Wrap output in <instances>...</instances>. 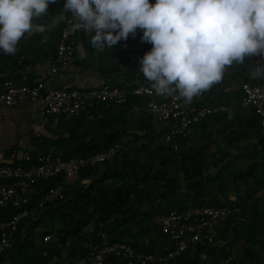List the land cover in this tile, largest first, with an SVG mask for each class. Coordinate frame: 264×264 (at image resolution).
Returning a JSON list of instances; mask_svg holds the SVG:
<instances>
[{
  "label": "trees",
  "instance_id": "16d2710c",
  "mask_svg": "<svg viewBox=\"0 0 264 264\" xmlns=\"http://www.w3.org/2000/svg\"><path fill=\"white\" fill-rule=\"evenodd\" d=\"M65 2L66 0H56V3L49 5V14L35 21L51 26L47 33V44L41 43V37H33L27 39L28 47L25 50L17 48L15 55L9 56L0 50L2 66L15 71L13 65L17 66V61L31 54V50H45V58L55 57L60 32L71 13L65 12L67 16L59 23L54 22V13L62 12ZM150 3L154 4L155 0H150ZM78 33L80 32L72 34L76 37ZM27 36L26 34L24 37ZM250 73L246 72L244 82L264 86V77L254 78ZM10 81L15 82L12 79ZM219 92H209V102L202 104L199 99V104L207 107L221 104L222 98L217 94ZM236 98L241 101V91L237 92ZM140 106H145L144 101L133 96H129L124 105L98 103L79 116L66 119L69 125L63 133L60 135L58 132L55 140L42 145L39 153L58 156L71 162L104 152L115 145H120V150L113 163L85 168L76 181H65V199L40 210L36 209V202L48 188L60 183L62 177L39 183L31 207L28 208L29 215L19 222L12 248L0 255V262L18 247L21 251L25 250L22 243L24 246L35 245L37 240L32 237L37 239V229L44 230L39 241L45 244L43 237L48 235L51 247L71 244L87 246L91 242V235L81 232L91 223L95 230L100 224L105 225L107 229L103 232L107 233L110 243L122 242L138 253L166 257L174 247L161 232L156 223L157 218L172 211L183 212L189 208H224L236 205L241 208V215L230 217L217 227L212 243L207 240L209 234L204 235L200 241L189 244L186 251L164 264H199L202 260L209 264H219L228 258V264H264V131L259 117L253 110L246 109L241 123L230 122L226 148L241 153L213 155L212 162L208 163L205 156L188 154L183 144L177 143L178 138L173 141L177 145L176 151L164 142L165 136L174 127V122L166 121L171 124L169 130L157 132L152 138L150 134L141 137L128 133L127 123L117 121L111 124L110 114L107 117L101 116L104 111L110 113L115 108L125 107L130 110ZM190 128L179 138L184 137ZM138 143L141 144L140 148L135 150ZM149 144L157 145V148L149 152ZM241 148H244V153ZM133 151L135 152L132 154ZM7 164L23 168L31 166L29 162L18 160H10ZM84 181L87 182L86 185L83 184ZM230 193L236 197L235 201L229 200ZM156 196L158 202L153 203ZM21 210L11 207L0 209V220L12 219ZM109 223L113 225L112 230L108 229ZM133 226L136 227L135 230ZM96 241L100 242V239ZM48 257L50 256L44 257L43 261H47ZM21 259L11 263L34 262L31 257L28 259L22 256ZM104 264L125 263L120 258L111 256Z\"/></svg>",
  "mask_w": 264,
  "mask_h": 264
},
{
  "label": "clouds",
  "instance_id": "9594fccd",
  "mask_svg": "<svg viewBox=\"0 0 264 264\" xmlns=\"http://www.w3.org/2000/svg\"><path fill=\"white\" fill-rule=\"evenodd\" d=\"M56 0H0V50L15 55L27 34L43 33L36 23ZM70 12V31L91 37L104 51L143 32L152 45L139 60V71L158 95L183 99L208 91L223 79L226 67L247 57L264 58V0H66L59 23ZM264 77V64L250 73Z\"/></svg>",
  "mask_w": 264,
  "mask_h": 264
},
{
  "label": "built area",
  "instance_id": "2783aa9c",
  "mask_svg": "<svg viewBox=\"0 0 264 264\" xmlns=\"http://www.w3.org/2000/svg\"><path fill=\"white\" fill-rule=\"evenodd\" d=\"M72 22L70 16L60 32L56 55L52 59L50 70L41 73L33 84L25 85L10 80H0V124L5 109L39 99L44 103L53 124L58 125L61 119L75 118L98 103L124 105L129 96H133L142 99L146 108L161 120L174 122V127L165 136L164 142L176 151L177 145L173 141L185 134L195 123L224 110L221 106L207 107L199 104L198 100L205 97V91L200 96L194 97L191 104H185L182 98L175 99L172 96L158 99L155 91L144 85L134 86L130 90L118 86H101L85 91L65 87L49 88L47 86L48 76L70 63L73 58L76 37L70 31ZM78 32L85 34L82 31ZM240 91L243 107L254 111L264 131V86L243 82ZM119 150L120 145H115L104 152L72 162L39 152L19 154L12 151L9 156L10 160L29 162L31 166L23 168L20 165H0V209L10 207L22 209L12 219L0 220V255L12 248L18 224L29 215L28 208L31 207L39 183L62 177L60 183L48 188L36 202L35 207L40 210L65 199V181L77 178L85 168L113 163ZM241 213V208L236 205L224 208L206 206L189 208L183 212L172 211L168 215L157 218L156 223L161 232L168 237L174 247V250L166 257L138 253L126 243H110L107 233L101 232L100 242L88 243L83 256L71 264H104L111 256L120 258L125 264H164L186 251L189 244L200 241L204 235L209 234L207 240L212 243L216 228L230 217L239 216ZM94 230L95 226L91 223L82 229L81 234L88 235ZM49 240L48 235L43 237L44 242ZM229 262L228 258L219 264Z\"/></svg>",
  "mask_w": 264,
  "mask_h": 264
},
{
  "label": "crops",
  "instance_id": "0c3cea01",
  "mask_svg": "<svg viewBox=\"0 0 264 264\" xmlns=\"http://www.w3.org/2000/svg\"><path fill=\"white\" fill-rule=\"evenodd\" d=\"M51 26H46L45 34L34 32L23 37L17 45L18 49L28 47L27 39L33 37H41V43L47 44ZM143 32L138 30L136 35L129 36L125 40L119 41L112 48H105L104 51L94 49L90 44L91 37L86 34L78 33L75 41L74 55L70 63L58 68L47 78V86L49 88H70L76 90H90L101 86H120L122 88H133L137 85H144L151 88L142 73L139 71V60L143 55L151 50L152 45L141 40ZM45 50L32 51L26 57H21L17 66L13 65L15 71H11L8 67L2 66L0 63V80H15L21 84H33L41 73L50 70L52 57H44ZM10 56V55H9ZM33 56V57H32ZM21 60L22 63H21ZM264 64V58L260 56H251L245 59L243 64H233L231 67H226L223 74V79L214 84L208 91H205V97L202 99V104L208 103L207 96L209 92L217 93L222 98L221 106L224 108L222 112L217 113L216 117L209 120L195 123L187 134L177 139V143L183 144L184 150L191 155L200 154L205 156L208 163L212 162V156H219L224 153L237 155L241 153L234 149L226 148L227 140L229 139L230 122L233 124L241 123L246 113V109L242 107L241 101L236 98L237 92L244 82L243 77L246 72H252L257 67V63ZM154 90V89H153ZM158 99L168 97L167 95H158ZM217 101V100H214ZM112 116L111 124L115 122L127 123L126 131L130 134H137L141 137L150 134L152 138L157 132L169 130L171 124L161 120L156 114L143 107L132 108L126 110L123 108H115L110 113L104 111L102 117ZM132 115V116H131ZM215 115V114H214ZM66 119H61L58 125H54L52 118L46 112L42 100L25 102L16 107L7 108L3 111V120L0 124V165H6L10 159L9 155L12 151L19 154L26 152H41L42 145H47L50 141L55 140L63 133L68 126ZM129 141V140H128ZM130 142H133L130 139ZM141 144H137L135 150L140 148ZM149 152H153L157 145L149 144ZM244 153V148H241ZM135 151L132 152V154ZM240 164V162H239ZM237 166V163H236ZM241 166V164H240ZM78 178V177H77ZM77 178L71 180L76 181ZM181 183L183 181H180ZM84 185L87 182H83ZM156 196L153 203L158 202ZM229 200L235 201L236 197L229 194ZM114 223V220H113ZM105 225L100 224L97 230H94L91 235V242H95L101 232L105 231ZM108 229L112 230V223L108 224ZM136 227L133 226V230ZM160 234V230H158ZM44 235L43 229L35 230V239L37 240L33 246L28 244L21 248H16L13 252L8 253L4 257V261L0 264H12V261L22 260L21 257L32 258L34 261L31 264H71L78 260L85 253V245L71 244L68 246L45 244L39 241V238ZM152 236V233L150 234ZM165 242H168L166 239ZM31 242V241H30ZM49 251V252H48ZM49 253V255L47 254ZM48 257L47 261L43 258ZM199 264H209L202 260Z\"/></svg>",
  "mask_w": 264,
  "mask_h": 264
}]
</instances>
